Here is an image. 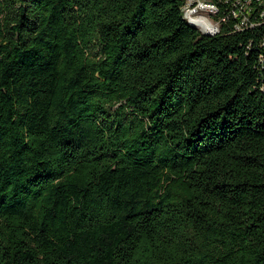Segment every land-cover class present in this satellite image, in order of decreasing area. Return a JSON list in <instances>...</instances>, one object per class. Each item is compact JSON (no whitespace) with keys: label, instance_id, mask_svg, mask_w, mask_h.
<instances>
[{"label":"trees","instance_id":"1","mask_svg":"<svg viewBox=\"0 0 264 264\" xmlns=\"http://www.w3.org/2000/svg\"><path fill=\"white\" fill-rule=\"evenodd\" d=\"M182 4L0 0V264H264V48Z\"/></svg>","mask_w":264,"mask_h":264},{"label":"built area","instance_id":"2","mask_svg":"<svg viewBox=\"0 0 264 264\" xmlns=\"http://www.w3.org/2000/svg\"><path fill=\"white\" fill-rule=\"evenodd\" d=\"M182 6L185 18H201L202 35L214 36L227 26L231 33L251 31L264 44V0H183Z\"/></svg>","mask_w":264,"mask_h":264},{"label":"bare ground","instance_id":"3","mask_svg":"<svg viewBox=\"0 0 264 264\" xmlns=\"http://www.w3.org/2000/svg\"><path fill=\"white\" fill-rule=\"evenodd\" d=\"M181 13L184 15V7L182 6L181 7ZM185 18V17H184ZM191 27H193V26H191ZM194 28V27H193ZM200 28H201V18H200ZM195 29V28H194ZM259 47L260 48H264V44H261V43H259Z\"/></svg>","mask_w":264,"mask_h":264},{"label":"rangeland","instance_id":"4","mask_svg":"<svg viewBox=\"0 0 264 264\" xmlns=\"http://www.w3.org/2000/svg\"><path fill=\"white\" fill-rule=\"evenodd\" d=\"M184 16V15H183ZM185 22H188L189 20L187 18H184ZM188 25V24H187Z\"/></svg>","mask_w":264,"mask_h":264},{"label":"water","instance_id":"5","mask_svg":"<svg viewBox=\"0 0 264 264\" xmlns=\"http://www.w3.org/2000/svg\"><path fill=\"white\" fill-rule=\"evenodd\" d=\"M193 28V27H192ZM206 35V34H205ZM206 36H208V35H206Z\"/></svg>","mask_w":264,"mask_h":264}]
</instances>
